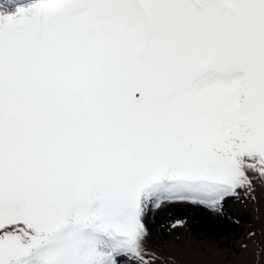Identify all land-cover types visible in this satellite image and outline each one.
<instances>
[{"label": "snow or ice", "instance_id": "obj_1", "mask_svg": "<svg viewBox=\"0 0 264 264\" xmlns=\"http://www.w3.org/2000/svg\"><path fill=\"white\" fill-rule=\"evenodd\" d=\"M252 174L264 0L0 4V264H154L150 208Z\"/></svg>", "mask_w": 264, "mask_h": 264}, {"label": "rangeland", "instance_id": "obj_2", "mask_svg": "<svg viewBox=\"0 0 264 264\" xmlns=\"http://www.w3.org/2000/svg\"><path fill=\"white\" fill-rule=\"evenodd\" d=\"M252 175L255 190H240L239 199L225 202L215 214L183 201L150 208L145 226L151 240L146 247L156 254L154 264H264V183ZM204 210L215 217L205 221Z\"/></svg>", "mask_w": 264, "mask_h": 264}, {"label": "bare ground", "instance_id": "obj_3", "mask_svg": "<svg viewBox=\"0 0 264 264\" xmlns=\"http://www.w3.org/2000/svg\"><path fill=\"white\" fill-rule=\"evenodd\" d=\"M1 1H3L4 3H12L13 2V0H0V2ZM15 1V0H14ZM162 206H167V205H162ZM201 209H203V208H201ZM207 212H209L208 210H206V213H205V210H204V212H203V214L202 213H198V214H202L203 216H202V218H204V219H206L205 221H207L208 222V218H209V216H214L213 214H212V212H210V213H207ZM216 212H214V214H215ZM207 214V215H206ZM215 217V216H214Z\"/></svg>", "mask_w": 264, "mask_h": 264}]
</instances>
